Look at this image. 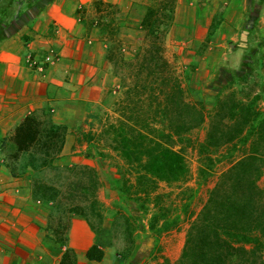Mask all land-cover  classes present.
I'll return each mask as SVG.
<instances>
[{
  "label": "rangeland",
  "instance_id": "obj_1",
  "mask_svg": "<svg viewBox=\"0 0 264 264\" xmlns=\"http://www.w3.org/2000/svg\"><path fill=\"white\" fill-rule=\"evenodd\" d=\"M15 1L18 4L21 3L20 0ZM50 1L43 0L42 5ZM175 5V0H146L145 3L139 0L131 1L132 10L129 11L128 17L129 25L133 30L123 31V39L118 37L119 30L117 34L109 35L111 45L108 48L103 49L101 46L105 56H110L109 62L113 71L111 77L104 78L107 91L96 102L80 101L75 103L74 107L76 125L81 124L79 129L77 126L74 129L75 144L79 149L85 146L84 152L89 151L94 155L90 160L91 164L88 165L98 173L102 184L97 191V196L99 193L102 197L101 214L104 215L106 212V217L109 218L110 214L111 218L113 202L117 194L121 193L125 197L127 195L128 198L122 195L126 199L124 205L127 206L128 220L126 217L115 220L113 244H116L118 250L124 253L132 249L134 244H139L138 247L142 248L153 244L152 250H144V257L147 259L144 264H153L156 259L161 258L159 244H183L184 246L188 228L205 205L220 174L245 151H248L250 145L238 139L215 151L201 153L200 143L206 136L209 117L205 123L185 130L180 136L174 134L168 136L172 132L169 113L166 118H162L158 106L152 103V98L146 94H139L136 88H175L177 85L182 88L186 102L206 101L205 106L210 108L215 97L219 95L227 102V108L233 102L241 101L244 104H252L254 108L264 112V28H261L262 22L257 20L255 13L248 14L247 22L242 25L243 27L241 26L240 38L236 42L229 39L230 36L235 35L232 26L231 29L219 27L218 18L222 13L214 15L207 31H197L199 35H202L199 36L202 38H197L202 40L200 43H195V37L186 38L178 30L174 33L177 38L175 42L173 39H168V32L174 20ZM36 8L32 5L22 9L23 13L17 10L6 32L20 24L19 18L22 15L29 14ZM151 9L155 10V13L146 18V14ZM151 22L159 27L158 37L156 34H147L145 27L148 28V23ZM218 30L221 35H217ZM204 31H206L205 34ZM222 35H227L228 38L226 39L225 36V40L220 39L219 36ZM153 41L163 42L162 54L167 65L162 67V72L155 67L157 53L150 48L147 51L148 45ZM40 54L41 57L37 56L47 62V54ZM230 54L234 56L230 57ZM37 56L30 57L35 59ZM32 62L36 63L34 60ZM156 101L155 98L154 102ZM29 117L45 123L51 121L49 111L35 112ZM122 124L126 125V134L133 137V141L136 140L134 142L136 146L141 144L149 146L159 142L164 146L180 150L188 168L185 178L178 182L160 181L151 192L144 195V188L151 186L152 183L149 180L137 178L135 168L138 163L133 160L128 161L121 155V147L112 133L113 127L117 128ZM68 131L66 127L60 130V135L65 136ZM88 132H91L92 136L90 143L79 142ZM141 132L147 135L146 139H137L136 135ZM14 135L15 130L5 142L12 150L14 148L11 141L15 138ZM40 145H32L31 148L32 150L40 149L42 147ZM57 148L55 146L54 150ZM260 149H264L263 144ZM20 155L10 150V158L12 157L19 164ZM56 156L58 158L53 163H49L50 165L46 167L42 166L44 169L41 172L33 173L32 184L37 189L36 195L41 199H44L41 194L43 186L40 185L43 182L59 190L68 176L71 180L80 176L83 178L81 181L85 183L91 175L89 171L79 174L78 168L74 171L65 169L58 164L65 163L68 159L60 158V154ZM51 164L60 167L56 170ZM258 184L264 188V167ZM71 186L77 187V184ZM68 201L64 203L68 202L70 205L73 202L69 199ZM152 214L160 218L165 214L169 220L179 216V219L175 226L157 232L159 228H155L156 225L153 228L149 226ZM87 215L92 228L97 233L101 220L94 213L88 212ZM68 216L65 205L55 207L54 204L52 216L54 226L58 222H66ZM161 222L160 219L159 223ZM127 224L130 225L127 226ZM58 229L56 228L55 232ZM262 253L264 255V249ZM158 264L167 263L162 259Z\"/></svg>",
  "mask_w": 264,
  "mask_h": 264
},
{
  "label": "crops",
  "instance_id": "obj_2",
  "mask_svg": "<svg viewBox=\"0 0 264 264\" xmlns=\"http://www.w3.org/2000/svg\"><path fill=\"white\" fill-rule=\"evenodd\" d=\"M103 1L118 10V37L123 39V31L133 30L128 17L133 0ZM92 2L51 0L33 10L29 19L22 16L18 27L10 28L6 37L0 39V264H144V250H152L153 244L145 248L134 244L126 253L118 250L112 240V217L109 214L110 219L107 218L106 212L97 233L90 220L80 216L54 226V203L36 195L33 170L21 171L10 158V150H14L5 143L27 116L49 111L53 122L69 130L60 152V158L68 160L58 165L91 164V158L83 155L85 146L79 149L75 144L74 129L81 124L76 125L74 107L80 101L100 100L108 89L104 78L113 72L108 57L101 51V46L105 49L111 45L110 37L96 29L87 35L83 31L86 26L80 22V17L89 20L102 14L92 7ZM175 2L174 20L168 32V39L175 42L174 33L178 30L200 43L202 40L197 38L202 35L197 31H207L216 13H222L218 18L220 29L232 26L235 35L229 39L233 42L240 38L239 30L248 14L255 13L264 28V0ZM219 30L217 35H221ZM40 53L47 54V62L39 58ZM31 55L39 57L32 59ZM97 197L101 201L99 193ZM56 228L59 229L55 232ZM159 245L161 258L153 264L162 259L174 262L180 257L183 244Z\"/></svg>",
  "mask_w": 264,
  "mask_h": 264
},
{
  "label": "trees",
  "instance_id": "obj_3",
  "mask_svg": "<svg viewBox=\"0 0 264 264\" xmlns=\"http://www.w3.org/2000/svg\"><path fill=\"white\" fill-rule=\"evenodd\" d=\"M20 2L18 4L15 0H0V39L6 37V28L17 10L23 13L22 9L32 5L40 9L43 0H20ZM92 7L102 14L89 20L80 17V22L86 26L83 29L84 33L90 35L96 29L108 36L117 34L121 25L117 24L118 10L113 4L103 0H93ZM31 13L24 14V17L29 19L33 15ZM154 13L155 10L151 9L146 14V18ZM24 17L19 19L23 20ZM143 25H146L145 20ZM145 29L147 34H156V37L160 32L159 27L153 22L148 23V28L145 27ZM148 46L147 51L150 48L157 53L155 67L162 72V67L167 65L162 54L163 42L153 41ZM136 90L139 94H146L152 98L151 101L156 107L158 106L162 118H166L169 113L172 132L168 136L172 134L180 136L185 130L205 123L209 117L206 136L200 143L201 153L215 151L238 139L250 145L248 151H245L220 174L205 205L188 228L180 257L173 263L168 260L165 262L167 264H264L262 253L264 249V188L258 184L264 167V149H260V146L264 145V112L257 110L252 104H244L241 101L233 102L227 108V102L219 95L215 97L210 108L205 106L206 101L186 102L182 88L177 85L175 88H136ZM155 98L156 102H154ZM125 126L122 124L117 128L113 127L112 133L121 147V155L128 161L133 160L138 163L135 168L137 178L149 180L152 183L151 186L144 188V195L151 192L160 181L178 182L185 178L188 168L180 150L164 146L159 142L149 146L147 144L136 146L134 144L136 140L133 141V137L126 134ZM65 128V125L52 120L45 123L27 116L15 128V138L11 141L14 151L21 154L20 164L18 163L21 165L20 170L30 168L36 174L44 169L42 166L46 167L50 165L49 163H53L64 144L65 136L60 135V130ZM146 136L142 132L136 135L138 140H144ZM91 140V132L84 134L83 141L89 144ZM39 144L42 146L40 149L32 150V145ZM55 146L58 147L57 150H54ZM83 155L89 158L94 157L89 151L84 152ZM73 166L63 167L69 171L78 168L79 174L89 171L91 175L88 181L84 183L80 176L71 180L68 176L59 190L43 182L40 184L43 186L42 197L47 201L52 200L55 207L65 205L68 219L72 216H80L89 220L87 213L91 212L102 221L101 203L97 197V191L102 184L98 173L88 164ZM52 167L58 170L60 166L52 165ZM72 184H77V187H72ZM52 190L54 192H51ZM36 191L34 187V192ZM122 195L117 194L113 202L112 229L117 218L126 217L128 220L127 206L124 205L128 198L127 195L126 197L123 195L126 199ZM68 199L73 201L70 205ZM66 200L69 203L65 204ZM161 217L155 214L150 217L149 226L153 228L156 225L155 228H159L157 232L175 226L179 219V216H176L169 220L165 214ZM160 219L161 223H159Z\"/></svg>",
  "mask_w": 264,
  "mask_h": 264
}]
</instances>
